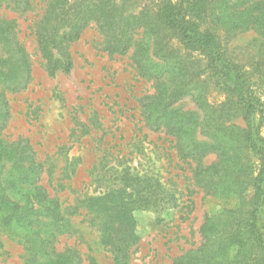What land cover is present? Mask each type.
Here are the masks:
<instances>
[{
    "label": "rangeland",
    "instance_id": "obj_1",
    "mask_svg": "<svg viewBox=\"0 0 264 264\" xmlns=\"http://www.w3.org/2000/svg\"><path fill=\"white\" fill-rule=\"evenodd\" d=\"M61 1L67 8L75 0ZM150 1L156 3V0H110L122 15L134 16ZM48 4V0H0V72L14 82L12 73L19 77L20 72L29 71L20 91L4 89L9 115L5 123L0 121V150L25 147L24 166L37 165L36 185L47 192L49 199L59 200L65 221L59 223L55 237L47 238L51 230L47 231V237L41 236L47 243L41 246L39 241L29 242L28 232L21 237L9 234L10 228L27 231L37 222L47 224L51 220L30 211L33 207L45 212L44 203L32 199L28 207L18 197L21 188L27 185L14 190L7 179L10 157L5 150L0 151V185L7 187L11 197L20 200V211L8 219L9 227L0 225V264H112L107 248L98 245L97 222L82 205L84 199L89 201L112 188L135 193L127 217L133 226L135 243L130 264H173L176 257L203 250L199 228L205 216L216 214L220 217L218 222H222L225 216L221 212L229 209L231 203L220 193H235L246 201L257 186L253 179L264 178L259 172L263 165L261 153L250 149L242 152L241 164L245 167L239 177L244 183L237 188H230L227 183L218 185L216 196L207 197L205 192L213 191L196 185L192 178L197 167L206 169L214 164L208 169L209 174L217 172V150L212 145L213 139L205 133L207 114L222 111L223 116L214 128L222 125L221 133L226 137L237 131L235 127H247L242 114L233 107L236 101L215 85V80L222 83L218 76L211 77L209 60L193 54L186 57L189 66L206 71L195 74L184 92L177 94L167 107L166 115L174 117L171 127L160 124L161 121H156L153 129L145 127L144 99L156 96L157 77L164 84L173 83L167 80L170 73L139 76L130 59L133 49L125 56L104 52L103 37L91 23L79 38L66 45L74 63L71 72L48 76L35 33ZM219 39L227 46L230 61L249 73L255 84L254 94L264 100V59L257 51L259 35L245 31L228 39L221 33ZM18 49L28 57L27 67H21L24 53ZM175 49L178 50V44ZM153 63L159 69L167 67L162 60L153 59ZM3 108L6 107L0 104V109ZM253 118L254 141L264 147V115L256 113ZM187 133H194L200 154L190 156L185 151L190 146L184 142ZM110 154L113 160L104 171L103 181L91 182L90 174L101 156ZM31 158L35 164L27 165L32 163ZM261 189L255 232L264 244V182ZM240 198L232 210L239 208ZM234 243L232 255L237 259L244 251V240L239 237ZM214 247L211 249L215 250ZM259 260L258 257L254 264H259Z\"/></svg>",
    "mask_w": 264,
    "mask_h": 264
},
{
    "label": "trees",
    "instance_id": "obj_2",
    "mask_svg": "<svg viewBox=\"0 0 264 264\" xmlns=\"http://www.w3.org/2000/svg\"><path fill=\"white\" fill-rule=\"evenodd\" d=\"M48 1L49 4L35 30L37 48L48 76L54 77L57 73L71 72L74 63L66 45L79 38L81 32L93 23L103 37L104 52L125 56L130 49H133L130 59L136 66L139 76L170 73L171 77L167 80L173 83L164 84L165 81L157 77L159 86L156 96L144 99L142 105L145 127L149 126L153 129L152 125L156 121H161L160 124L170 128L174 117L166 115L167 107L177 94L184 92L187 82L191 81L195 74L199 75L206 71V69L195 70L190 67L186 57L193 54L201 55L209 60L207 68L212 73L211 77L216 79L218 76L221 80L222 84H218L215 80V85H219L227 97L236 101L233 107L242 114L247 127L245 129L235 127L237 131L226 137L221 133L222 125L219 124L214 128L223 116L222 111L205 116L207 128L205 133L213 139L212 145L217 150V172L209 174L208 169L214 164L206 169L197 167L192 171L194 182L203 189L213 191L205 192L207 197L216 196L214 192H217L218 185L227 183L230 188H237L244 183L240 180L239 173L245 167L241 164V158L244 156L242 152L245 153L248 149L261 153L263 165L259 172L264 175V147L254 141L255 127L252 125L254 114L264 115V100L254 94L255 84L250 80L249 73L243 66L235 65L230 61L227 46L222 45L219 39L221 33L230 39L240 32L254 31L259 35L257 51L264 59V0H176L174 3L171 0H156V3L150 1L149 5H144L135 16L122 15L110 0H75L73 5L67 8L62 5L61 0ZM152 9L153 15H151ZM138 29L143 31L138 33ZM176 44L178 50L175 49ZM18 51L24 53L22 49ZM153 59L162 60L167 67L159 69L153 63ZM20 60L21 67L28 66V57L25 53ZM190 69L192 71H189ZM11 78L14 82L7 74L0 72V104L6 107L3 108L4 110L0 109V112L3 110L0 114L2 123L6 122L9 115L4 89L10 88L12 92L20 91L21 83L24 85L29 78V71L20 72L19 77L12 73ZM162 116L165 118L168 116V119H165L167 123ZM184 142H189L190 145L184 148L188 155L200 154L194 133L191 135L187 133ZM3 150L10 157L11 171L7 179L14 185V190H18L21 187L19 185H27L21 188L22 192L18 197L24 199L28 207L32 204V199L44 203L45 212L37 211L33 207H30V211L35 216L49 217L51 220V223L47 224L37 222L27 231L7 228L8 232L18 237L28 232L31 234L29 242L34 244L39 241L41 246L46 243L40 239L41 236L47 237L48 230L51 231L47 238L53 236L55 231L59 230V223L65 221L61 205L58 199H49L47 192L36 185L37 165L28 168L24 166V155L27 154L25 147H17L9 151L3 147L0 151ZM29 150L32 151V148L30 147ZM111 156V154L101 156L96 168L90 174L91 182L103 181L104 171L108 168V163L113 160ZM30 160L32 163L27 165L35 164L34 158ZM253 181L257 186L251 195L246 196V201H243V196H236L235 193H220L221 197L231 201L228 204L229 209H223L221 212L225 216L222 222H218L220 217L216 214H207L199 228L204 249L189 251L183 257H176L173 264H254L258 257L259 264H264V244L255 232V213L262 194L261 183L264 182V178L256 177ZM18 197H11L7 187L0 185V225L9 227L8 219L20 211ZM134 197V192L127 193L122 188H112L89 201L86 199L82 201L84 208L97 222L98 245L107 248L112 264H130L129 258L135 243L132 242L133 226L127 217L128 205L133 203ZM238 198H240L239 208L232 210ZM245 205L249 207L244 208ZM239 237L244 240V251L235 259L232 248L235 245L234 241ZM212 247L215 250H212ZM73 253L76 254L75 251Z\"/></svg>",
    "mask_w": 264,
    "mask_h": 264
}]
</instances>
